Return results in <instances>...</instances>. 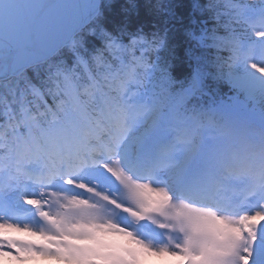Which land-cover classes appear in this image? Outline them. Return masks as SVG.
Returning a JSON list of instances; mask_svg holds the SVG:
<instances>
[{
	"label": "snow or ice",
	"instance_id": "obj_1",
	"mask_svg": "<svg viewBox=\"0 0 264 264\" xmlns=\"http://www.w3.org/2000/svg\"><path fill=\"white\" fill-rule=\"evenodd\" d=\"M234 3L236 0H208L218 27L206 34L202 43L214 50V58L205 60L189 88L173 92L176 82L157 64L159 53L167 49L165 36L131 32L120 25L109 32L100 18L105 11L114 10L113 0H30L15 14L5 11V0H0V131L7 129L10 138L37 142L74 137L81 115L95 118L106 105L120 100L119 92L142 88L155 72L159 75L153 80L151 96L163 97L177 109L205 76L212 82L228 78L238 87L249 86L250 78L232 71L231 54L224 55L220 47L230 35L229 20L234 11L230 6ZM135 7L128 0L127 9ZM127 9L121 5L122 11ZM258 39L264 40V35ZM247 69L264 80V63L250 64ZM22 90L30 97L26 106L20 102ZM33 90L43 95L39 110L31 103ZM62 100L66 103H60ZM25 119L26 123H20ZM138 195L144 198L142 193ZM169 200L167 190L160 188L152 190L149 202L165 207ZM177 215L187 219L188 235L176 251L154 249L133 239L131 233L98 235L102 243H76L115 254L125 264H223L226 258L232 264H264V213L240 217L231 236L211 254L213 242L199 227L198 217L184 212Z\"/></svg>",
	"mask_w": 264,
	"mask_h": 264
},
{
	"label": "trees",
	"instance_id": "obj_2",
	"mask_svg": "<svg viewBox=\"0 0 264 264\" xmlns=\"http://www.w3.org/2000/svg\"><path fill=\"white\" fill-rule=\"evenodd\" d=\"M132 2L136 7L127 9L128 0H113L114 10L105 11L100 23L109 30L120 25L128 29L127 31L163 26L164 30L170 31L172 35L168 58L179 65L178 72H183L186 67L182 62L188 59L187 43L194 32L192 28L197 27L193 24L195 19L198 18L200 22L208 21L212 15L214 16L208 8V0H132ZM121 5L127 10L122 11Z\"/></svg>",
	"mask_w": 264,
	"mask_h": 264
},
{
	"label": "water",
	"instance_id": "obj_3",
	"mask_svg": "<svg viewBox=\"0 0 264 264\" xmlns=\"http://www.w3.org/2000/svg\"><path fill=\"white\" fill-rule=\"evenodd\" d=\"M30 0H5V11H11L14 14L23 11L25 5H27Z\"/></svg>",
	"mask_w": 264,
	"mask_h": 264
},
{
	"label": "clouds",
	"instance_id": "obj_4",
	"mask_svg": "<svg viewBox=\"0 0 264 264\" xmlns=\"http://www.w3.org/2000/svg\"><path fill=\"white\" fill-rule=\"evenodd\" d=\"M0 234L15 235L20 239H30V240H37V241H39L41 239L40 237L33 236L32 234L27 233V232H4V233H0Z\"/></svg>",
	"mask_w": 264,
	"mask_h": 264
},
{
	"label": "rangeland",
	"instance_id": "obj_5",
	"mask_svg": "<svg viewBox=\"0 0 264 264\" xmlns=\"http://www.w3.org/2000/svg\"><path fill=\"white\" fill-rule=\"evenodd\" d=\"M1 224V222H0ZM47 261V262H46ZM1 262V261H0ZM49 261L45 258H41L39 261H34V260H31L30 262L26 263V264H44V263H48Z\"/></svg>",
	"mask_w": 264,
	"mask_h": 264
},
{
	"label": "bare ground",
	"instance_id": "obj_6",
	"mask_svg": "<svg viewBox=\"0 0 264 264\" xmlns=\"http://www.w3.org/2000/svg\"><path fill=\"white\" fill-rule=\"evenodd\" d=\"M126 151H128V150H126Z\"/></svg>",
	"mask_w": 264,
	"mask_h": 264
}]
</instances>
